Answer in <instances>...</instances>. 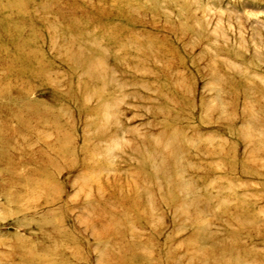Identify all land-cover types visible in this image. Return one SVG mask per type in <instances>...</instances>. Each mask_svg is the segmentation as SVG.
Listing matches in <instances>:
<instances>
[{"label":"rangeland","instance_id":"rangeland-1","mask_svg":"<svg viewBox=\"0 0 264 264\" xmlns=\"http://www.w3.org/2000/svg\"><path fill=\"white\" fill-rule=\"evenodd\" d=\"M0 264H264V0H0Z\"/></svg>","mask_w":264,"mask_h":264},{"label":"bare ground","instance_id":"bare-ground-1","mask_svg":"<svg viewBox=\"0 0 264 264\" xmlns=\"http://www.w3.org/2000/svg\"><path fill=\"white\" fill-rule=\"evenodd\" d=\"M24 51V50H23ZM34 56V55H33ZM31 65H30V62H29V65L25 68V70H29L31 67H30ZM84 67H86V63H85V65H84ZM33 70H32V72H34V73H31L32 75H34V77L35 78H41V79H43L44 80V78H46V76H44L43 77V75H41V74H43V72H44V70L42 69V68H32ZM86 71V73L88 72V70L87 69H85ZM88 74V73H87ZM45 81V80H44ZM42 111V113H41V115H40V113H38L37 112V116L38 117H47L48 116V114H49V112H47L46 110V112L45 111H43V110H41ZM49 115H51V114H49ZM18 118H20L19 120H20V123H21V125H22V127H24V123H22V122H25L26 123V121H25V119L23 118V117H18ZM27 125V124H26ZM57 144V143H56ZM62 149H63V152H65V147H62ZM61 152V151H60ZM69 154V153H68ZM70 155V154H69ZM171 155H173V154H171ZM56 157H58V156H56ZM61 162H67V160H66V158L64 157V154L62 155L61 154ZM174 158V157H173ZM51 159V158H50ZM175 159V158H174ZM154 163V162H153ZM49 164V163H48ZM48 164H47V161H45V167H43L42 169H43V171L44 170H46L47 169V166H48ZM53 164V163H52ZM56 165H54L53 167H55ZM56 168V167H55ZM155 171V170H154ZM91 177H92V175H91ZM19 178V177H18ZM11 181L13 182V184H16V182L18 181V180H16V176H13V178L11 179ZM43 184V185H42ZM45 187L46 189H45V191H47L48 189H50V188H54L51 184H49V183H47L45 180H43V181H41V184H40V187ZM12 194H13V191H12ZM44 244H46V243H43V246H44ZM48 246H47V244H46V246H44V248H47ZM50 253H51V251H50ZM27 257L28 258H32L33 257V254L32 253H30L29 255H27Z\"/></svg>","mask_w":264,"mask_h":264}]
</instances>
